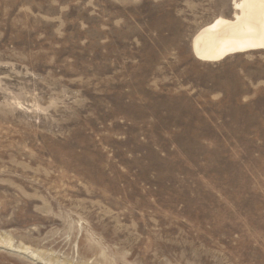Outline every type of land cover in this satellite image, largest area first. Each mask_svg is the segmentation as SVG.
<instances>
[{"label":"rangeland","instance_id":"obj_1","mask_svg":"<svg viewBox=\"0 0 264 264\" xmlns=\"http://www.w3.org/2000/svg\"><path fill=\"white\" fill-rule=\"evenodd\" d=\"M233 3L0 0V264H264V51H192Z\"/></svg>","mask_w":264,"mask_h":264},{"label":"bare ground","instance_id":"obj_2","mask_svg":"<svg viewBox=\"0 0 264 264\" xmlns=\"http://www.w3.org/2000/svg\"><path fill=\"white\" fill-rule=\"evenodd\" d=\"M225 13L202 27L192 40L197 60L215 64L264 51V0H234L231 13Z\"/></svg>","mask_w":264,"mask_h":264}]
</instances>
